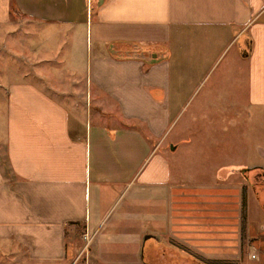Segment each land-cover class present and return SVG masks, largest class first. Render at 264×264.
<instances>
[{
	"label": "crops",
	"instance_id": "obj_1",
	"mask_svg": "<svg viewBox=\"0 0 264 264\" xmlns=\"http://www.w3.org/2000/svg\"><path fill=\"white\" fill-rule=\"evenodd\" d=\"M13 7L2 12L16 17L9 44L19 57L15 73L5 68L0 103L7 163H0V264H78L79 255L83 264H243L247 187L264 210V166L242 181H228L225 170L211 183H173L164 142L195 95L186 74L236 43L228 73L195 111L232 110V86L223 84L233 68L246 74V108L264 111V0H16ZM113 42L169 54L147 66L117 59ZM194 122L183 124L173 151L182 143L194 149V140L182 141ZM146 235L156 238L144 243ZM117 238L126 247H115Z\"/></svg>",
	"mask_w": 264,
	"mask_h": 264
},
{
	"label": "rangeland",
	"instance_id": "obj_2",
	"mask_svg": "<svg viewBox=\"0 0 264 264\" xmlns=\"http://www.w3.org/2000/svg\"><path fill=\"white\" fill-rule=\"evenodd\" d=\"M14 4H16V0H0V103H3L6 97L2 90L4 76L8 73V71L5 72V68L9 66L14 71L11 72L15 73L18 66L19 54L16 51V45L15 43L13 46L9 44L10 33H13L12 35L16 40V17L13 15L14 12L8 17L5 13L2 15L5 5L11 10L15 9ZM7 18L11 19L12 23H9ZM237 49V43L232 49L227 47L217 62L211 61L207 64L203 62L205 64H202L198 71L195 68L185 76L184 80H193L192 86L196 88L195 95L191 97L183 111L181 113L179 111L180 114H177L178 118L174 121L167 134L168 138L164 142L173 183H211L216 179L221 180L225 170L230 172L228 181H242L243 177L251 176V167L264 166V151H259V147L264 146V111L246 108L244 103L246 74L244 70L238 72L233 68L231 75L226 74V83L223 86L225 85L226 88L232 86L233 89L234 106L231 111H219L212 107L195 111V107L202 101L207 92L218 86L223 74L228 73L231 57L237 53ZM222 81H224L223 78ZM182 87L187 88L189 86L182 85ZM188 97L189 95L185 96V98ZM172 113L176 114V111ZM224 118L227 121L231 120L232 125L228 126L227 124L225 128L220 123ZM191 119L195 122L191 124L189 131L183 136L185 139L182 141L194 140L191 143L194 149L189 150L182 143L177 151H173L174 142L179 136L181 127ZM4 120L3 109L0 107V137L3 136L2 123ZM194 137L196 138L194 139ZM0 163L6 167L5 152L2 147H0ZM235 170H243V172H234ZM246 194V243H244L248 247H246L243 264H264V210L260 207L258 197L254 195L250 187H247ZM260 198L263 200V196ZM109 226L110 222L106 228ZM107 230L109 231V229ZM81 235V232H78L76 237L79 249L84 248ZM84 239L88 240L86 235ZM142 241L143 238L135 244L137 251H139ZM114 245L119 248L126 247L124 240L118 238L114 241ZM255 257L256 259H252ZM82 260L84 257L79 255L77 257L78 264H83ZM184 264L189 263L184 262ZM203 264L213 263L204 261Z\"/></svg>",
	"mask_w": 264,
	"mask_h": 264
},
{
	"label": "trees",
	"instance_id": "obj_3",
	"mask_svg": "<svg viewBox=\"0 0 264 264\" xmlns=\"http://www.w3.org/2000/svg\"><path fill=\"white\" fill-rule=\"evenodd\" d=\"M112 55L120 60H143L147 66L153 65L155 62L149 61L153 54L164 58L169 54L166 47L156 45L145 46L133 42H113L110 45Z\"/></svg>",
	"mask_w": 264,
	"mask_h": 264
},
{
	"label": "water",
	"instance_id": "obj_4",
	"mask_svg": "<svg viewBox=\"0 0 264 264\" xmlns=\"http://www.w3.org/2000/svg\"><path fill=\"white\" fill-rule=\"evenodd\" d=\"M112 52V51H111ZM157 54H153L152 55V57H151V61L152 62H155L156 61V59H157ZM161 60H162V58H161ZM236 171V170H235ZM234 171V172H235ZM250 171H252V170H250ZM237 172H240V173H242L243 172V170H237ZM262 175L264 176V172L262 173ZM150 238H156V236H151V235H146L145 237H144V243L148 240V239H150Z\"/></svg>",
	"mask_w": 264,
	"mask_h": 264
},
{
	"label": "flooded vegetation",
	"instance_id": "obj_5",
	"mask_svg": "<svg viewBox=\"0 0 264 264\" xmlns=\"http://www.w3.org/2000/svg\"><path fill=\"white\" fill-rule=\"evenodd\" d=\"M264 172V171H263ZM262 175V174H261ZM262 177L264 178V176L262 175Z\"/></svg>",
	"mask_w": 264,
	"mask_h": 264
}]
</instances>
